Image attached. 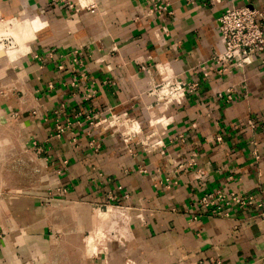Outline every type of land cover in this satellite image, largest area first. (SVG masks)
I'll list each match as a JSON object with an SVG mask.
<instances>
[{
	"label": "crops",
	"instance_id": "1",
	"mask_svg": "<svg viewBox=\"0 0 264 264\" xmlns=\"http://www.w3.org/2000/svg\"><path fill=\"white\" fill-rule=\"evenodd\" d=\"M92 1L0 0L2 21H43L23 52L0 56V264H264V50L242 71L214 61L219 13L264 12V0H165L172 13L160 16L143 15L144 0ZM73 51L82 62L70 71ZM170 77L198 86L165 108L156 86ZM88 109L135 119L136 142L99 134ZM215 188L255 203L213 214L198 200Z\"/></svg>",
	"mask_w": 264,
	"mask_h": 264
},
{
	"label": "built area",
	"instance_id": "2",
	"mask_svg": "<svg viewBox=\"0 0 264 264\" xmlns=\"http://www.w3.org/2000/svg\"><path fill=\"white\" fill-rule=\"evenodd\" d=\"M52 3H61L68 8L74 7H86L94 8L95 3L92 0H50ZM145 12L143 15L162 13L171 14L172 10L169 3L165 0H144ZM217 28L221 38L225 43V49L214 56V61L218 64L217 71L219 73L228 69H238L242 71L243 67L248 64L254 54L261 53L264 50V12L248 5H231L224 8L217 16ZM52 50H47L45 57L49 60H55ZM65 60L69 63L70 71H75L78 64H81L82 59L77 56L76 52H71L69 57H65ZM59 69L63 68V63L57 62ZM84 76L83 73H81ZM198 86V82H185L183 80L170 77L160 82L156 86V96L160 101V105L167 108L173 104H180L187 92L195 90ZM232 89H226L225 93H219V97H224L225 102H229L232 99ZM94 95V90H89L84 94L85 99H89ZM63 107V106H62ZM59 114V109L54 110ZM77 114H80L79 112ZM76 116V115H75ZM79 117V115H78ZM76 118L78 121H80ZM96 115L91 109L85 112V120L89 125L95 126L103 122L102 127L98 133L102 134L107 130L118 133L123 142L129 144L136 142V135L140 132V126L138 122L125 115V114H112L109 113L104 117L103 121L95 120ZM69 124V119H67ZM247 123L252 126L254 124L253 119L250 117L247 119ZM65 125L61 120L56 118L55 129L56 133L63 132ZM182 135L179 134L180 138ZM216 140H221V134H216ZM157 143V142H156ZM89 144L95 147H99L98 143L93 139L89 141ZM151 146V145H150ZM255 159L259 158L257 149L252 150ZM196 178H199L203 172L197 171ZM113 198V197H112ZM198 203L201 207L207 208L213 214L227 215L228 208L232 205L239 206L241 208L255 203V198L252 195H244L241 193H224L221 189L215 188L211 191H207L200 196ZM260 205V203H258ZM107 209V208H106ZM92 242L98 245V251L107 252V233L104 229L99 227L94 228L90 235ZM124 264H134L130 257L125 258ZM208 264H223L222 261L212 259Z\"/></svg>",
	"mask_w": 264,
	"mask_h": 264
},
{
	"label": "bare ground",
	"instance_id": "3",
	"mask_svg": "<svg viewBox=\"0 0 264 264\" xmlns=\"http://www.w3.org/2000/svg\"><path fill=\"white\" fill-rule=\"evenodd\" d=\"M42 22L43 21H41L39 17L28 18V20L24 22H22V20L21 21L19 20V22H15L14 24H13V20H9V21L0 20V39L2 38V36L12 35L13 38L16 40L17 44H20V42L22 43V41H25L26 39L31 37L33 35L32 33L33 29L40 26ZM13 46L14 45H12L11 47L4 48L0 42V50L3 51L6 55L9 54L8 52L11 50Z\"/></svg>",
	"mask_w": 264,
	"mask_h": 264
},
{
	"label": "rangeland",
	"instance_id": "4",
	"mask_svg": "<svg viewBox=\"0 0 264 264\" xmlns=\"http://www.w3.org/2000/svg\"><path fill=\"white\" fill-rule=\"evenodd\" d=\"M25 18H20V19H18V20H24ZM5 21V20H4ZM4 37H6L7 38V40H6V43L5 44H3V47L4 48H7V47H11L12 45H16L17 44V42H16V40L13 38V36L12 35H5ZM5 41V40H4ZM13 42V43H12ZM2 43V42H1ZM24 41H22V43L20 42V47H21V49L19 50V52H23L25 49H24ZM19 52L17 53V54H19ZM15 57V56H14ZM13 57V58H14Z\"/></svg>",
	"mask_w": 264,
	"mask_h": 264
},
{
	"label": "water",
	"instance_id": "5",
	"mask_svg": "<svg viewBox=\"0 0 264 264\" xmlns=\"http://www.w3.org/2000/svg\"><path fill=\"white\" fill-rule=\"evenodd\" d=\"M2 54H4V52L0 50V56H1Z\"/></svg>",
	"mask_w": 264,
	"mask_h": 264
}]
</instances>
